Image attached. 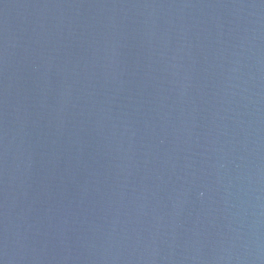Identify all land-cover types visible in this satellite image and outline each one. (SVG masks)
Segmentation results:
<instances>
[{
	"label": "water",
	"instance_id": "95a60500",
	"mask_svg": "<svg viewBox=\"0 0 264 264\" xmlns=\"http://www.w3.org/2000/svg\"><path fill=\"white\" fill-rule=\"evenodd\" d=\"M0 264H264V0H0Z\"/></svg>",
	"mask_w": 264,
	"mask_h": 264
}]
</instances>
